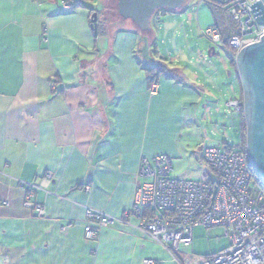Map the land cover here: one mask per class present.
Masks as SVG:
<instances>
[{"label":"crops","instance_id":"0c3cea01","mask_svg":"<svg viewBox=\"0 0 264 264\" xmlns=\"http://www.w3.org/2000/svg\"><path fill=\"white\" fill-rule=\"evenodd\" d=\"M73 2L0 0V264H192L125 214L140 158L173 155L161 145L183 130L197 86L159 78L151 93L137 27L122 22L101 52L91 20L99 11L88 2L65 11ZM204 4L210 12L195 17L202 36L215 25ZM22 183L36 186L43 216L23 206ZM87 209L114 219L97 241L84 235Z\"/></svg>","mask_w":264,"mask_h":264},{"label":"built area","instance_id":"2783aa9c","mask_svg":"<svg viewBox=\"0 0 264 264\" xmlns=\"http://www.w3.org/2000/svg\"><path fill=\"white\" fill-rule=\"evenodd\" d=\"M211 1L225 6L237 24V33L229 39L234 57L244 46L260 41L264 28L256 23L250 8L258 0ZM203 36L213 45L222 44L215 27L207 28ZM49 87L53 89L54 84ZM156 90L157 85L152 84L150 92ZM226 105L237 113L243 110L242 98L230 99ZM203 160L214 179L189 181L172 177V157L166 153L141 157L137 174L142 180L125 218L140 219L142 230L170 252L180 245L189 246L195 227L221 229L229 246L200 264H264V179L252 175L245 151L227 144L205 149ZM20 186L25 192L23 206L38 217L44 215L43 207L33 201L36 186ZM86 213L92 225L85 228V237L97 241L114 219L97 211Z\"/></svg>","mask_w":264,"mask_h":264},{"label":"rangeland","instance_id":"374dc122","mask_svg":"<svg viewBox=\"0 0 264 264\" xmlns=\"http://www.w3.org/2000/svg\"><path fill=\"white\" fill-rule=\"evenodd\" d=\"M91 2L88 1L99 11L98 18L101 29L104 30L96 38L98 49L106 52L112 48L114 34L122 28L125 20H121L116 13L117 0ZM112 2L113 10L106 11L107 4ZM204 3L202 0H188L182 14L157 10L151 19V29L139 32L142 38L136 54L142 69L143 66L147 67L143 70L147 71L160 64L175 71L176 81L184 80L189 85L197 86L201 99L197 107L192 112L189 111V117H185L183 130L168 132L161 145L162 148L173 151L171 176L189 181L215 178L203 160L205 149L223 144L236 149L241 147L240 114L226 105V99H232L234 93L240 92L236 67L231 63L230 54L223 43L213 45L201 35L195 17L200 9L207 8L210 12ZM146 47H150L148 53ZM212 48L215 53L209 55ZM146 57L151 60H146ZM160 78L168 79L165 76ZM86 217L88 224L84 227V235L85 228L92 225V219L87 213ZM209 231L210 235L207 233ZM209 231L201 226L195 227L192 243L189 246H179V250L191 259L192 264H199L206 256L229 246L221 229L213 228Z\"/></svg>","mask_w":264,"mask_h":264},{"label":"water","instance_id":"95a60500","mask_svg":"<svg viewBox=\"0 0 264 264\" xmlns=\"http://www.w3.org/2000/svg\"><path fill=\"white\" fill-rule=\"evenodd\" d=\"M187 0H117V12L141 32L151 29V18L160 9L177 11ZM256 23L264 28V0L250 6ZM97 14H92L96 31ZM94 24V25H93ZM214 54V48L211 49ZM240 83L245 124V152L252 170L264 179V34L259 42L246 45L234 57Z\"/></svg>","mask_w":264,"mask_h":264},{"label":"trees","instance_id":"16d2710c","mask_svg":"<svg viewBox=\"0 0 264 264\" xmlns=\"http://www.w3.org/2000/svg\"><path fill=\"white\" fill-rule=\"evenodd\" d=\"M88 1L89 0H75V2L71 3L69 10H76L78 8H87L88 9V5H87ZM205 2L211 8V11H212L213 16L215 18L214 27L219 31L223 45H225L226 50L231 54L230 55L231 63L235 66L234 51H230V49H229V39L237 33V31H238L237 24L231 19L229 12H228V9L225 6H223L219 3H216L214 1H211V0H205ZM113 7H114V3L112 2V4H108V7L105 10L111 11V10H113ZM161 10L168 11L165 9H161ZM90 11H91V14L93 12H95V10H93V9H90ZM96 13H97V23H96L97 27H96L95 34H96V38H97L100 34L104 33V30L101 29V23H100V20L98 18L99 12H96ZM116 13L119 16V14L117 12V2H116ZM121 20H122V18H121ZM92 27L94 29V26H92ZM209 52L212 53V51H209ZM146 72L148 73L147 75H148L149 84L157 82V80L160 78V76H165L166 78L174 79L175 81L177 80V77L175 76L174 70H168L165 66L160 65V64L154 65L151 69H148ZM240 115H241V120H240L241 147H240V150L245 151V130H244L245 126H244L243 112L242 111H241ZM252 175L253 176L256 175L253 170H252Z\"/></svg>","mask_w":264,"mask_h":264}]
</instances>
